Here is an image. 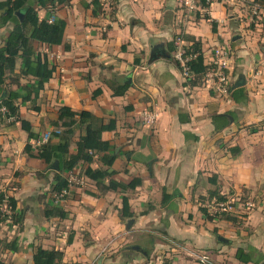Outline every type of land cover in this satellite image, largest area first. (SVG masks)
Instances as JSON below:
<instances>
[{"label": "crops", "instance_id": "1", "mask_svg": "<svg viewBox=\"0 0 264 264\" xmlns=\"http://www.w3.org/2000/svg\"><path fill=\"white\" fill-rule=\"evenodd\" d=\"M92 1L38 9L40 19L49 12L66 23L61 45L35 43L55 72L36 102L39 111L19 102V119L0 118V193L14 197L23 214L21 231L10 219L0 222V239L17 236L20 246L3 257L33 264L32 247L40 245L64 252L61 264H264V10L251 19L241 0L201 2L192 12L186 0H112L100 1L94 12ZM13 26L0 19V47ZM190 37L201 42L206 63L215 47L231 49V96L184 81L176 44L171 56L168 44L180 38L186 48ZM239 80L244 84L236 87ZM124 85L125 93L114 95ZM63 107L114 121L116 129L102 138L118 158L116 174L101 190L85 175L103 167L100 155L63 173L85 178L86 185L58 205L56 171L25 153L35 140L20 120L42 138L54 131ZM147 110L157 114L151 128L142 119ZM82 134L76 126L71 154ZM136 178L142 183L134 189L106 190L110 180L128 185ZM211 192L255 206L210 220L200 207L215 200ZM124 197L131 219L121 217ZM54 206L64 218L46 216Z\"/></svg>", "mask_w": 264, "mask_h": 264}, {"label": "trees", "instance_id": "2", "mask_svg": "<svg viewBox=\"0 0 264 264\" xmlns=\"http://www.w3.org/2000/svg\"><path fill=\"white\" fill-rule=\"evenodd\" d=\"M69 0H4L0 2V19L3 25L11 22L14 24L10 31L4 46L0 47V118L19 119L18 103H30L36 111L39 108L36 102L44 89L45 84L53 77L55 68L50 65L48 57L39 53L35 49V43L47 46H59L63 43L66 23L64 20L54 18L49 22L51 14L43 19L39 18L38 9H52L55 5L68 3ZM264 9V0H253ZM94 12L101 7L100 0H93ZM202 5H206V0H202ZM22 15V17L20 16ZM190 42V46L186 47V54L194 57L189 63L190 70L196 75L195 85H201V78L207 70V63L202 52V44L193 37L186 38ZM175 41L168 44L170 50L168 54L174 53ZM69 47L66 46V49ZM179 67V63H177ZM22 79H27V83L22 84ZM15 87V88H14ZM127 85L122 86L119 90H114V95L122 96ZM234 89V88H233ZM236 91L235 89L233 90ZM101 91L94 93V97ZM236 93H234L235 95ZM6 112L3 113L2 110ZM22 128L28 134L29 140L38 141L39 135L32 131L29 122L20 120ZM54 131L51 132L47 143L33 151L34 146L28 143L25 146V153L36 157L46 163L47 169L51 170V166L55 161L59 162L60 170L54 173L56 185L52 191L61 192L68 187L67 178L62 176L78 166L80 162L91 163L95 155H100L102 168L93 170L87 168L85 175L97 183V187L101 190V184L111 179L116 172L112 167L118 158L115 148L110 142L102 138L104 132L114 131L116 123L109 121L106 123L104 119L99 118L89 111L73 112L68 107L60 108L57 118L52 122ZM79 126L83 134L76 142V154L70 153V146L75 135V127ZM52 138H58V143L52 142ZM92 152V154H90ZM142 183L140 178L133 179L130 184L117 183L110 180V185L106 190L117 191L118 189L127 190L134 189ZM209 199L215 198L217 201H225L226 198L220 196L217 192H211ZM169 196L164 195L163 202ZM6 199L11 217L0 212V222L10 219L12 225L22 230L23 214L17 212V200L14 197L6 196L0 193V206ZM201 212L207 219L215 217H228V214L220 216H210L207 210L200 208ZM121 217L131 219L134 217L131 212L128 198L122 200ZM46 216L65 217L57 206L47 208ZM73 236H69L68 243H71ZM34 246V245H33ZM33 248V264H61L64 260V252L61 250L45 249L42 246H34ZM20 250L19 238L16 236L12 240L7 238L0 239V264H7L3 255L6 252L18 253ZM150 253V252H148ZM242 252L239 251L237 258L242 260Z\"/></svg>", "mask_w": 264, "mask_h": 264}, {"label": "built area", "instance_id": "3", "mask_svg": "<svg viewBox=\"0 0 264 264\" xmlns=\"http://www.w3.org/2000/svg\"><path fill=\"white\" fill-rule=\"evenodd\" d=\"M101 2L106 1L107 3L112 0H100ZM211 0H206L209 3ZM244 5L249 10L251 19L259 18L263 12V8L253 0H241ZM202 0H186V7L192 12L196 10ZM53 18H50L49 22L53 21ZM177 50L174 54L175 60L179 63V68L181 75L186 83L195 82L196 75L193 74L190 70L189 63L193 60L194 57L188 56L186 54V48L183 46V42L180 38H177L176 42ZM231 60H232V51L228 46H217L211 51V57L207 62V70L203 74L201 81L206 84V86L211 90L220 95L231 96L233 93L232 87V75H231ZM3 111L6 112L5 109ZM143 123L145 126L151 128L156 124L157 114L151 110H147L142 114ZM51 134H47L44 137L36 141L33 146L37 150L43 144L47 143ZM92 154V152H90ZM68 187L64 188L61 192H55L52 194V200L54 204H58L60 201L66 200L69 196L71 190L75 187H83L86 185V179L79 177L77 174L70 173L67 177ZM239 200L235 198H229L226 201L218 202L213 201L211 206L207 207V214L211 216H220L222 214H232L237 210L236 203ZM254 202L252 200L246 201L243 205L246 211H251L254 208ZM5 209V210H4ZM1 210L6 211L9 215V211L6 199L3 202ZM207 257L202 258V262L207 261Z\"/></svg>", "mask_w": 264, "mask_h": 264}, {"label": "rangeland", "instance_id": "4", "mask_svg": "<svg viewBox=\"0 0 264 264\" xmlns=\"http://www.w3.org/2000/svg\"><path fill=\"white\" fill-rule=\"evenodd\" d=\"M202 82V81H201ZM48 134V133H47ZM47 134H45V135H47ZM51 134V133H50ZM44 135V136H45ZM67 199V198H66ZM227 199H229V198H226V200ZM225 200V201H226ZM65 200H63V201H60L59 203H58V205H60V204H62L63 202H64ZM215 201H217V200H215ZM213 201H210V200H207V201H204V202H202V207L203 208H205V209H207V207L206 206H211L213 203H212ZM218 202H222V201H218ZM246 202H244V203H241V202H237L236 203V208L237 209H239V211L240 212H242V211H245V212H248V211H246L245 210V208L243 207V205L245 204ZM241 204H243V205H241ZM1 208H2V206H0V212L1 213H3V214H5V215H8L7 213H6V211H3V210H1ZM201 208V207H200ZM244 209V210H243ZM5 210V209H4ZM211 216V215H210ZM8 217H11V214H9L8 215ZM5 259V261H7L8 262V264H12V261H11V258L9 257V255H7L6 256V258H4Z\"/></svg>", "mask_w": 264, "mask_h": 264}, {"label": "water", "instance_id": "5", "mask_svg": "<svg viewBox=\"0 0 264 264\" xmlns=\"http://www.w3.org/2000/svg\"><path fill=\"white\" fill-rule=\"evenodd\" d=\"M20 16L22 17V15H20ZM243 84H244V82H242V81L239 80V81L236 83V87L243 86ZM51 170H54V171H56V172H58V171L60 170L59 162H58V161H55V162H54V164L51 166ZM138 250H139L140 252H143L144 255H147V252H144L141 248H138Z\"/></svg>", "mask_w": 264, "mask_h": 264}]
</instances>
